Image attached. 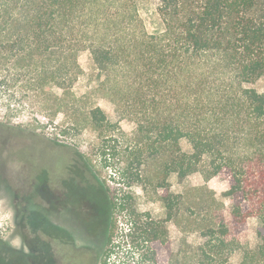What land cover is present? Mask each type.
<instances>
[{
    "label": "trees",
    "instance_id": "obj_1",
    "mask_svg": "<svg viewBox=\"0 0 264 264\" xmlns=\"http://www.w3.org/2000/svg\"><path fill=\"white\" fill-rule=\"evenodd\" d=\"M139 1L0 0V108L96 133L93 157H79L99 195L90 228L105 227L98 264H264V0H157L159 32ZM84 49L132 132L74 92ZM194 172L223 176L229 206L207 184L171 191V174ZM135 186L156 191L167 217L140 210ZM169 220L203 241L174 252Z\"/></svg>",
    "mask_w": 264,
    "mask_h": 264
},
{
    "label": "rangeland",
    "instance_id": "obj_2",
    "mask_svg": "<svg viewBox=\"0 0 264 264\" xmlns=\"http://www.w3.org/2000/svg\"><path fill=\"white\" fill-rule=\"evenodd\" d=\"M139 11L149 32L162 30L157 0H140ZM79 61L83 71L74 84L76 95L85 96L83 101L86 105H100L111 120L118 121L124 130L132 132L136 128L132 117L120 111L106 95V90L100 89L98 80H95L96 72L88 49L80 51ZM68 122L70 117L62 113L52 124L48 117L42 115L24 113L12 116L4 107L0 108V264H50L47 261L50 259L52 244L48 236L53 237L56 243L52 245L53 259L59 264H81L80 258L83 264H98L100 261L105 227L101 225L93 231L90 228V217L99 196L94 190L84 192L83 201L81 199L79 203L76 202L75 207L64 210L58 207L51 216L57 225L72 233L75 242L73 247L68 246L69 242H64L61 234L54 229L56 235H48L51 227L47 229L46 219L42 220L50 215L46 203V177L56 180L66 178L68 164L80 159V152L93 157L96 133L87 129L78 134L74 129L66 128ZM182 146L184 149L189 148L186 141H182ZM169 181L174 193H180L187 187L207 184L219 199L227 203L226 207L229 206L223 196L228 186L223 176H214L205 181L201 172H194L180 180L173 173ZM134 191L140 210L150 211L157 218L167 217L164 204L156 191L144 190L142 186H135ZM30 210L35 214L33 223L36 227L30 222ZM167 225L174 252L179 251L184 240L194 245L203 241L198 232H184L173 220H169ZM258 227V218L250 217L241 234L245 244L256 245ZM239 257L240 252L235 253L232 261L237 262Z\"/></svg>",
    "mask_w": 264,
    "mask_h": 264
},
{
    "label": "flooded vegetation",
    "instance_id": "obj_3",
    "mask_svg": "<svg viewBox=\"0 0 264 264\" xmlns=\"http://www.w3.org/2000/svg\"><path fill=\"white\" fill-rule=\"evenodd\" d=\"M51 183L55 184L57 187L53 186ZM84 184V172L82 171L81 159H76L74 162H70L68 164L66 178L56 180L46 177V203L48 208L47 210L50 215L46 217L45 221L47 223V229L48 227H51V232L48 233V235L54 236L57 232H59L61 234L60 237L63 238L64 242H69L68 246L72 247L75 245L72 233H70L67 229L57 225L51 216L53 215L54 210L56 211L59 208L63 210L68 208L71 209L72 207L76 206V202L79 203L81 199L83 201L84 192H88V189H85ZM53 229L56 233H53ZM48 237L50 238V244H56L53 241V237ZM52 245L50 259L48 258L47 262L50 264H59L57 260L53 259L54 249ZM78 255L79 253H77V256ZM81 260L82 259L80 258L79 263L83 264V261L81 262Z\"/></svg>",
    "mask_w": 264,
    "mask_h": 264
}]
</instances>
